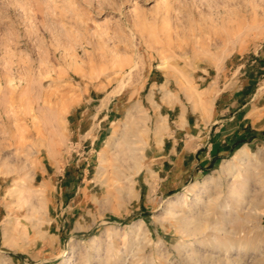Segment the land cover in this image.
Listing matches in <instances>:
<instances>
[{
	"label": "rangeland",
	"instance_id": "374dc122",
	"mask_svg": "<svg viewBox=\"0 0 264 264\" xmlns=\"http://www.w3.org/2000/svg\"><path fill=\"white\" fill-rule=\"evenodd\" d=\"M176 103L246 133L168 194L146 149ZM262 185L264 0H0V264H264Z\"/></svg>",
	"mask_w": 264,
	"mask_h": 264
},
{
	"label": "crops",
	"instance_id": "0c3cea01",
	"mask_svg": "<svg viewBox=\"0 0 264 264\" xmlns=\"http://www.w3.org/2000/svg\"><path fill=\"white\" fill-rule=\"evenodd\" d=\"M174 107L177 109L176 115L168 112L166 116L168 119L173 115V122L177 121L180 126L164 129L152 136L150 146L146 149V183L143 181L145 184L155 181L156 186L168 194L177 192L191 180L213 170L220 160L241 143L240 140H244L243 135L246 133L245 125L240 120L231 123L234 112L218 119L216 114L199 125L191 123L186 110L179 104H174ZM256 137L257 134L250 131L246 140Z\"/></svg>",
	"mask_w": 264,
	"mask_h": 264
},
{
	"label": "bare ground",
	"instance_id": "6f19581e",
	"mask_svg": "<svg viewBox=\"0 0 264 264\" xmlns=\"http://www.w3.org/2000/svg\"><path fill=\"white\" fill-rule=\"evenodd\" d=\"M131 67V66H130ZM122 83H123V81H121ZM120 82V83H121ZM119 83V84H120ZM123 84H125V83H123ZM122 86V88H123V85H121ZM119 87H120V85H119ZM121 88V87H120ZM121 88V89H122ZM120 89V90H121ZM133 111L132 110H130V111H128V113H127V115H126V119H125V123H126V125H127V129L125 130V132H128L129 130L130 131H132L135 135H133L134 136V138L135 139H137L138 138V140H140V137L142 136V129L140 128V127H138V125H136V122L133 120L134 119V114L132 113ZM140 125H144V123L143 122H141L140 123ZM135 126V127H134ZM129 129V130H128ZM128 130V131H127ZM119 132V131H118ZM140 134H141V136H140ZM117 135V134H116ZM20 137H22V136H20ZM142 140V139H141ZM140 140V141H141ZM132 141V140H131ZM19 142V145H21V147H24L23 145H24V140H23V138H22V140H20V141H18ZM133 144V143H132ZM241 152V157H240V159H236V160H239V161H241V160H243V159H245V160H247L246 162L247 163H245L246 165H248V164H250V165H256V163L255 162H253V160H254V158L250 161V160H248V154L245 152H243V151H240ZM128 153H129V157L130 158H136V151H135V149L132 147V148H129L128 149ZM237 157V156H236ZM256 158V157H255ZM234 160H235V156H233L232 157V159H229V160H227V161H225V164H224V166H222V170L223 171H231V170H233L235 167H238L240 164L238 163H234ZM255 161V160H254ZM235 162H237V161H235ZM22 166H25V164H23ZM21 167H19L18 168V170L20 169ZM23 168V167H22ZM236 169V168H235ZM21 170V169H20ZM119 172L120 171H116V173H115V175L113 176V177H116V181H118L119 182V180H121V178H122V175H120L119 174ZM258 173H260V172H258ZM255 174V173H254ZM256 175H258V177L260 176L259 174H256ZM121 176V177H120ZM262 177V176H261ZM114 179V178H113ZM113 179H111V180H113ZM212 180V179H211ZM256 180V179H255ZM262 181V180H261ZM116 186H114V190H116V191H118V192H120V191H124L125 193H130L131 192V188H130V186L129 185H121V184H119V183H116L115 184ZM20 189H21V187H20ZM23 189H25L26 191H28V194H30V188L29 187H22V189L21 190H23ZM262 190L261 192V194H262V196H264V187H263V185H262V188H259V186H258V190ZM24 190V191H25ZM108 192L110 193V194H112L113 192L111 191V190H108ZM174 203V201L173 200H171V204H173ZM183 218V217H182ZM185 218V217H184ZM198 227H196V228H192V227H188V228H185L184 229V232H186L187 234H185L186 236L188 235H190V236H192V237H197L196 235H198V233H199V231H197L198 229H197ZM197 231V232H196ZM184 236V235H183ZM189 236V237H190ZM74 249V245H71L70 246V250H73Z\"/></svg>",
	"mask_w": 264,
	"mask_h": 264
}]
</instances>
